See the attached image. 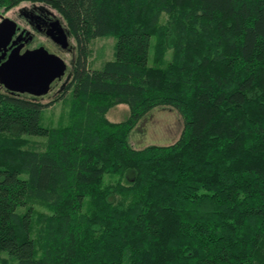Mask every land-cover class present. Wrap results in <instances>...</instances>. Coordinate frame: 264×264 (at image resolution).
Instances as JSON below:
<instances>
[{"label": "trees", "instance_id": "1", "mask_svg": "<svg viewBox=\"0 0 264 264\" xmlns=\"http://www.w3.org/2000/svg\"><path fill=\"white\" fill-rule=\"evenodd\" d=\"M24 1L57 11L76 56L48 102L0 83V264H264V0L0 8ZM111 35L115 57L91 68V41ZM70 90L69 121L42 126ZM158 106L183 117L179 138L133 147Z\"/></svg>", "mask_w": 264, "mask_h": 264}, {"label": "rangeland", "instance_id": "2", "mask_svg": "<svg viewBox=\"0 0 264 264\" xmlns=\"http://www.w3.org/2000/svg\"><path fill=\"white\" fill-rule=\"evenodd\" d=\"M33 3L30 1H24L20 5L4 11L0 8V17L2 15L8 16L16 20L21 26H25V21L23 18L19 17V9L23 7L31 8ZM36 6L46 7L56 14L58 18L61 19L62 23L65 24L64 20L59 16L55 9L42 3H36ZM115 42L116 37L102 36L95 38L90 43L91 52L89 54V66L91 68H97L101 65L104 59H113L115 57ZM70 44L74 46L72 51L68 49L61 48L57 43H55L49 36L37 32L29 43L30 48H36L40 45L45 46L49 51L59 54L63 57L68 65V73L72 68L73 60L76 56V42L74 38L70 35ZM65 80L63 78L62 82ZM62 82L50 93L38 96L37 98L42 102H48L57 96L61 91L59 88ZM72 91L70 90L66 96L56 101L51 106H46L42 109L40 123L44 127H56L60 124L67 123L69 121V114L71 108ZM130 113L129 106L125 103L118 104L112 107L108 113L107 117L112 121H122L128 118ZM184 121L181 114L171 106H158L151 111H149L134 128L130 136V142L135 148H144L151 144L167 145L174 143L180 136L183 129ZM32 140L40 142L46 139L45 136L39 135H27ZM131 173L133 176V171H128L125 175L124 182H131ZM120 178L118 174H106V182L115 181Z\"/></svg>", "mask_w": 264, "mask_h": 264}, {"label": "water", "instance_id": "3", "mask_svg": "<svg viewBox=\"0 0 264 264\" xmlns=\"http://www.w3.org/2000/svg\"><path fill=\"white\" fill-rule=\"evenodd\" d=\"M46 34L63 49L70 48V31L60 18L52 22ZM20 30L18 22L2 15L0 20V83L13 92L32 96L52 92L63 80L61 89L71 78L68 65L59 54L40 45L30 48V31Z\"/></svg>", "mask_w": 264, "mask_h": 264}, {"label": "flooded vegetation", "instance_id": "4", "mask_svg": "<svg viewBox=\"0 0 264 264\" xmlns=\"http://www.w3.org/2000/svg\"><path fill=\"white\" fill-rule=\"evenodd\" d=\"M33 4H34L33 7H31L30 9L27 7H23L19 9L18 15L19 17L23 18V21H25L26 25L21 26L18 23L20 30L17 32V34L20 33L21 30L25 29V31H30V33L32 34L34 38L37 32H41L47 35L46 30L53 27L52 22L58 17L50 9L43 7V6L38 7L35 5L36 3H33ZM0 20H1V17H0ZM70 35H71V32H70ZM32 39L30 41H32ZM73 49H74V46L70 44V48L68 50L72 51ZM66 86L63 89H61L60 87L59 91L64 90Z\"/></svg>", "mask_w": 264, "mask_h": 264}, {"label": "bare ground", "instance_id": "5", "mask_svg": "<svg viewBox=\"0 0 264 264\" xmlns=\"http://www.w3.org/2000/svg\"><path fill=\"white\" fill-rule=\"evenodd\" d=\"M70 80V79H69ZM67 84V83H66ZM66 86V85H65ZM8 89V88H7ZM40 96H43V95H40ZM35 97H38V96H35Z\"/></svg>", "mask_w": 264, "mask_h": 264}]
</instances>
